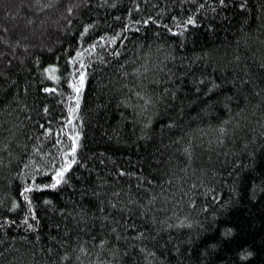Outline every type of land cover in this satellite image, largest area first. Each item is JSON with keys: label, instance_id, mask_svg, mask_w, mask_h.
Returning a JSON list of instances; mask_svg holds the SVG:
<instances>
[{"label": "trees", "instance_id": "1", "mask_svg": "<svg viewBox=\"0 0 264 264\" xmlns=\"http://www.w3.org/2000/svg\"><path fill=\"white\" fill-rule=\"evenodd\" d=\"M49 2L0 0V264H264V0ZM70 118L77 161L28 193L30 230L21 189L51 182L33 173L61 160Z\"/></svg>", "mask_w": 264, "mask_h": 264}, {"label": "snow or ice", "instance_id": "2", "mask_svg": "<svg viewBox=\"0 0 264 264\" xmlns=\"http://www.w3.org/2000/svg\"><path fill=\"white\" fill-rule=\"evenodd\" d=\"M37 3L40 2V0H36ZM88 0H79V2H69L67 4V7L64 9L67 13H69L70 16H75L77 15V10L81 7V3H83L85 6L87 4ZM229 2V0H209V8L211 9V11L215 12L217 7L223 8L226 7L227 3ZM246 2L247 0H244V2L240 3L239 7L240 8H245L246 7ZM61 3V0H50L49 3H44L42 4V8H53L56 6H59V4ZM31 7V6H30ZM137 7H139V5H137ZM205 5L204 4H198L196 7V12H199L201 9H204ZM41 9H37V11H39ZM62 15V13H61ZM195 13H193V15H189L187 17V24L188 25H195L198 23L197 19H194ZM67 19V18H66ZM152 18L149 17L147 20H144L143 23L147 24L149 22V20H151ZM175 19V18H174ZM69 23H71V20H68ZM27 24H32L33 21L29 18L26 22ZM90 25H84V30L83 32L80 33V36L83 37L84 34L88 31ZM126 27V26H125ZM181 28L187 27V25H181ZM208 29H212L213 25L211 23H209L207 25ZM5 31H7V29H5ZM169 31H172L173 33H176V29H169ZM181 35L183 33H180ZM100 39H103V37H101ZM112 41L115 42V37H112ZM5 43H7V41H5ZM91 48H95V45H90ZM116 55H119L120 53L117 52L115 53ZM80 53L77 52V56H79ZM53 65H49V68H53ZM45 71H48V69H45ZM70 76H72L71 73H69ZM85 78H86V74L83 71V69L81 68V70H79V74L78 76H72L71 79L67 80V83L71 86L72 89H74L75 91V96H73L72 98L76 100V106L75 108H69L68 109V114L69 117H72L73 113L76 112V110L79 108V97H80V93L84 87L85 84ZM76 82H73V81ZM45 92H50L52 91V89L49 88H44ZM137 95L139 96L140 93H137ZM44 111L47 112V107H44ZM69 126L72 127L71 131H67V137L68 140L70 141V145H68L66 148L63 146L62 141L60 139H57L55 141L56 145H60V149H59V154L61 155V160L58 162L56 159L49 157V159L44 162V163H37L36 167H35V171L33 173V180L36 179L37 176H43L44 174H50L49 175V179H50V183H25L21 189V195H23L24 200L28 203L29 205V209H28V214L26 216H24V221L26 222V227L28 229H34V224L33 223H27L29 217H31L34 221L38 222V217L37 214L35 212V210L32 208V203L33 201L30 199L28 193L31 192L33 189H45V188H56L58 185L61 184H68L69 183V177L66 175V173L69 172V170L71 169L73 162L77 161V157H78V147L80 146V139H81V135L82 133L79 130H76L75 126L72 125V119H68L67 123L64 125V129L60 132L59 135L63 136L65 134V130H67L69 128ZM42 128H44V125H41ZM53 130L51 128H44V132L42 133L43 135H48L49 133H51ZM70 154V156H69ZM101 163H103V161H101ZM50 165V166H49ZM27 167V165H26ZM117 175L119 176H124V175H132V173H127L125 172V170L123 168H119ZM215 199L217 200H221L222 201V207H227V205L230 203V201H225L223 200L222 197L217 196L215 197ZM46 204H50V201L45 200ZM17 203L15 200L12 201V209H15L17 207ZM207 207V206H205ZM61 211H63L61 209ZM0 219L4 220L6 223L8 222L9 218L7 216L4 217H0ZM15 223V222H13ZM134 227V225H129ZM55 227L58 229L59 225H55ZM233 229L231 227H227L223 230L222 232V236L223 237H228L232 234ZM52 239H56L55 237H52ZM104 244V241H101V245ZM210 248H215L216 244H210L209 245ZM142 251L144 250L143 248L141 249ZM49 251H52L51 249H49ZM177 252H179V249H176ZM86 252L85 249L81 248V253ZM150 255H154V253H150ZM254 253L251 250L248 249H243L241 250V252L239 253V256L242 260L247 261L249 258L253 257ZM61 261H68L69 264L71 262V256H69V254L67 252L64 253V256L60 258ZM77 260H79V257H77ZM80 264H83V261L80 262Z\"/></svg>", "mask_w": 264, "mask_h": 264}]
</instances>
